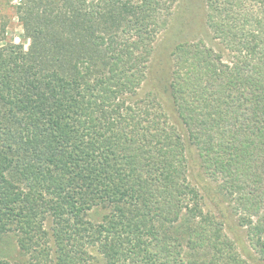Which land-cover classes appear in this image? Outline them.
Wrapping results in <instances>:
<instances>
[{
  "label": "trees",
  "instance_id": "16d2710c",
  "mask_svg": "<svg viewBox=\"0 0 264 264\" xmlns=\"http://www.w3.org/2000/svg\"><path fill=\"white\" fill-rule=\"evenodd\" d=\"M37 1L29 48L0 44V236L31 264H246L187 144L264 261V0H205L212 44H177L145 94L177 0Z\"/></svg>",
  "mask_w": 264,
  "mask_h": 264
},
{
  "label": "rangeland",
  "instance_id": "374dc122",
  "mask_svg": "<svg viewBox=\"0 0 264 264\" xmlns=\"http://www.w3.org/2000/svg\"><path fill=\"white\" fill-rule=\"evenodd\" d=\"M29 1L30 6L35 2L38 3L37 0H0V44H3L2 40H5L8 43L20 44L25 51L29 48L31 38L24 29V23L33 24L30 12L26 14L27 9H29L26 5ZM176 3L172 9L169 24L159 34L154 43L148 80L144 83L141 90L143 94L152 88L153 77L157 68L163 69L164 74L167 73L170 68L167 64L170 59L169 55L177 44L197 40H201L208 45L212 44L211 34L205 23L207 12L205 0H177ZM216 43L214 42V44ZM166 112L169 115V122L177 128L182 136H186L185 130L172 115L171 111L168 110ZM185 151L187 157V179L191 186L198 190V204L200 207H202L204 212L215 216L217 221L221 223L224 221L221 213L224 210L230 224L226 228L223 225V229L225 234L233 241L236 252L246 264H264L261 257L256 255L249 246L245 238L244 229L238 226L237 217L232 212L231 205L225 195L216 183L205 176L200 167V160L195 148L186 144ZM90 252L98 256L95 249H90ZM30 258L27 253L23 255L19 253L16 237L13 234L0 236V262L5 264H31Z\"/></svg>",
  "mask_w": 264,
  "mask_h": 264
}]
</instances>
